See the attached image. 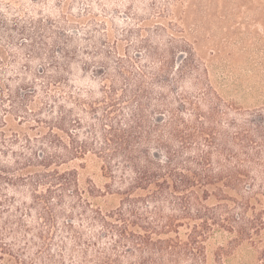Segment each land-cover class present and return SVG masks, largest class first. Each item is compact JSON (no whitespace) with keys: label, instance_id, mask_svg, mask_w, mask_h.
Segmentation results:
<instances>
[{"label":"trees","instance_id":"obj_1","mask_svg":"<svg viewBox=\"0 0 264 264\" xmlns=\"http://www.w3.org/2000/svg\"><path fill=\"white\" fill-rule=\"evenodd\" d=\"M245 1L239 0L236 6ZM29 21L35 30L29 29L28 35L34 39V32L43 23L37 24L33 18ZM14 24L27 32L26 20L16 15ZM9 25L0 9V36L12 41L14 36L9 33ZM71 32L69 35L72 36L79 30ZM88 37L89 32H85L80 38L87 41ZM71 40L76 39L71 37ZM31 46L30 55L40 56L36 42ZM1 52L0 49V62L4 59ZM56 52H60L66 61H60L55 52L50 55L55 74L48 75L44 88L47 98L54 103L59 101L58 94L64 91L62 71L70 69L72 55H75L74 59L78 57L75 50L65 47H59ZM154 53L162 55L157 51ZM183 53L176 60L180 58V63L185 62L184 67L179 65L176 69L187 76L189 68L198 69L194 61L196 53L193 46ZM117 64L123 79L132 81L130 91L140 103L126 123L114 124L108 111L105 118L112 124H106L101 135L94 131L92 135L82 136L74 131L69 112L59 102V116L51 112L42 119L41 112L35 114L34 119L40 122L42 131L41 147L32 146V139L27 136L26 145L31 147L28 155L24 150H13L20 135L8 136L3 128L8 125L7 117H0V153L8 157L12 152L16 159L14 165L0 159V264H68L65 256L52 252L55 245L61 250L68 249L67 240L57 241L64 236L58 235L57 208L64 207L68 196L73 200L72 212L64 210L60 213L64 215L66 237L73 238L72 254L86 237L75 223L77 216L86 217L99 230L101 238H112L110 246L86 241L80 264H125L124 255L131 260L128 264H209L207 240L218 233H228L234 240L228 247L220 248L217 254V264H225L228 248L244 241L256 244L258 238H264V116L258 117L253 127L233 120L232 125L238 130L225 131L222 141L217 130L205 124V118L210 122L215 120L213 114H199L193 124L172 111L168 119L164 117L166 114L163 118L156 116L153 125L147 127L149 119L141 102V96L149 97L150 92L145 90L142 82L146 72H139L141 78H137L139 76L132 71L123 69L122 57ZM3 72L0 71V76ZM43 72L49 74L47 69ZM166 72L168 67L164 64L158 70L157 78L167 82ZM6 85L1 76L0 109L5 115L15 111L30 113L29 104L36 102V87L24 93L20 90L13 93ZM128 90L123 91L127 93ZM55 107L52 106L51 111ZM178 109L184 110L183 105ZM201 137H204L206 149L196 147ZM173 140L179 141V148L174 146ZM90 152L103 158V168L112 180L108 193L120 196L119 204L112 209L104 210L93 203L92 197L102 191L94 185L81 186L78 171L62 167L69 160L85 157ZM214 153L224 156L225 160L215 161ZM253 165L262 168L261 179L252 175ZM119 171L122 173L119 185L114 186ZM23 190H29L31 194V202H24V207L17 204L15 198L16 192ZM24 214H36V225L29 224ZM21 230L38 238L33 252L29 251L27 243L8 240L17 238ZM94 245H98L96 253L89 255V249ZM259 260L264 264V245Z\"/></svg>","mask_w":264,"mask_h":264},{"label":"rangeland","instance_id":"obj_2","mask_svg":"<svg viewBox=\"0 0 264 264\" xmlns=\"http://www.w3.org/2000/svg\"><path fill=\"white\" fill-rule=\"evenodd\" d=\"M238 1L0 0L1 12L11 27L9 33L14 36L12 41L0 36L3 40L0 44L1 54L4 55L0 62V71H4L1 76L13 93L17 90L24 93L32 87L38 90L36 102L29 104L30 113L15 111L5 115L0 109V117H7L8 125L3 128L8 136L20 135L13 150H24L26 154H31V147L25 141L27 136L32 139V146L41 147L42 131L39 129L40 122L34 119L35 114L41 112L39 115L42 119H46L51 112L59 116L60 108L57 105L60 103L65 105V110L70 114L72 129L82 136L92 135L94 131L101 135L104 126L112 122L116 125L126 123L140 102L130 91L132 81L127 82L120 75L117 61L121 57L125 63L123 69L132 71L135 76H139L137 78H141L139 72H146L142 82L145 90L151 93H147L149 97L142 95L141 102L149 119L147 127L153 125L156 116L163 118L166 114L164 117L168 119L172 111L193 124L197 122L199 114H213L215 120L210 122L205 118L204 121L206 126H213L217 130L221 141L225 131L232 133L238 130L232 125L233 120L240 125L246 123L253 127V122L264 116V0H246L236 6ZM16 15L26 20L27 32H22L14 24ZM31 18L37 24L40 21L43 23L34 32V39L28 35L29 29L35 30L30 24ZM71 30H79V33L71 36ZM85 32H89L87 41L80 38ZM70 36L76 40L72 41ZM34 42L41 52L40 56L30 55L29 49ZM86 46L88 48L84 49ZM190 46L194 47V61L198 69L189 68L186 71L188 75L184 76L176 67H184L185 62L180 63V58H176L183 52H189ZM59 47L75 50L78 57L74 59L75 55H72L70 69L62 71L64 91L58 94L59 101L54 103L47 98L44 88L48 75L55 74L50 55L55 52L60 61H66L60 52H56ZM150 50L153 52L150 53ZM156 51L164 56L156 55ZM164 64L168 67V73L165 74L167 82L157 78V72ZM45 69L49 74L43 72ZM123 90L128 92L124 93ZM54 105L56 107L51 111ZM181 105L184 110L178 109ZM108 111L112 122L106 121L105 114ZM25 115L28 116L24 118ZM172 142L179 148V141ZM196 147L207 148L204 137L200 138ZM10 154L7 157L0 153V159L14 165L15 155L12 152ZM219 158L225 160L224 156L214 153L215 161ZM62 167L75 168L81 186L94 185L102 191L92 197L93 203L104 210L119 204L120 196L108 193V185H112V180L103 168L102 157L90 152L85 157L69 160ZM261 169L260 166H251L252 175L261 179ZM117 174L119 176L114 186L119 185L122 175L121 171ZM15 198L17 204L22 206L24 202H31L29 190L16 192ZM72 202L68 196L64 207L57 208L58 235L64 234L57 241L67 240L68 249L61 250L55 245L52 252L57 256H65L68 264H80L79 259L84 258L86 241L110 246L112 238H101L99 230L86 217L77 216L75 223L83 229L86 237L83 238L85 242L72 254L73 238L66 237L65 219L60 213L64 210L72 212ZM26 218L29 224L36 225L38 221L36 214L26 215ZM16 237L8 240L23 245L27 243L25 245L30 247V252L36 249L34 242L38 238H32L31 233L21 230ZM258 239L256 244L244 241L228 248L224 263L260 264L264 238ZM233 240L228 233H218L209 238L206 245L209 264H217L219 249L228 247ZM98 245L92 246L88 254L96 253ZM122 259L125 264L131 261L125 255Z\"/></svg>","mask_w":264,"mask_h":264}]
</instances>
